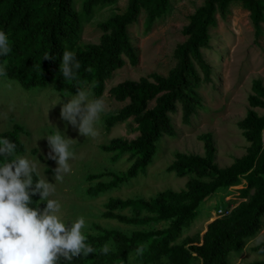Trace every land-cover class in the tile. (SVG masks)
I'll list each match as a JSON object with an SVG mask.
<instances>
[{
	"label": "trees",
	"instance_id": "16d2710c",
	"mask_svg": "<svg viewBox=\"0 0 264 264\" xmlns=\"http://www.w3.org/2000/svg\"><path fill=\"white\" fill-rule=\"evenodd\" d=\"M171 1L128 0L122 13H112L98 23L102 34L97 43H83L84 26L97 11L118 0H0V29L7 32L11 49L0 56V66L6 71L3 77L27 90L51 87L71 94L76 86H83L90 88L93 97H103L115 72L127 62L138 63L129 28L144 15V25L150 29L169 13ZM234 4L248 11L254 35L260 36L264 0H204L188 17L182 30L186 39L176 46V63L166 76L152 73L138 81L125 80L108 90L109 96L124 106L104 113V130L109 132L117 124L128 123L129 131L136 136L114 138L100 146L103 152L113 154L114 162L127 156L129 166L124 171L89 174L87 181L97 183L87 189L88 195L98 197L146 173L158 142L175 135L171 115L178 112V105L183 124H190L201 105L198 89L202 82L211 79L203 56V50L210 48V30L217 26L218 17L229 15ZM65 50L73 51L80 63L75 80H65L60 75L59 64ZM45 52L49 53L48 58H42ZM248 103L245 117L238 122L248 143L245 155L220 167L212 134L200 135L203 155L176 152L166 167L177 177H188L183 189H168L150 198L110 197L100 217L127 228L92 224V231L85 234L95 253L71 262L61 260V264H230V255L242 252L245 243L262 228L264 218V114L257 111L264 110L262 80H253ZM20 133L26 131L17 123L11 130L0 131V135L15 142L16 152L22 154L26 147ZM32 152L37 154L36 149ZM51 170L46 169L48 173ZM104 178L108 181H102ZM239 185L243 186L239 190L243 200L232 206V201L224 200L229 189ZM222 192L218 209L224 214L209 223L202 236H185L202 202ZM33 200H38V196ZM105 244L110 247L108 254L100 251ZM262 249L264 243L253 248L263 259L250 264H264Z\"/></svg>",
	"mask_w": 264,
	"mask_h": 264
},
{
	"label": "rangeland",
	"instance_id": "374dc122",
	"mask_svg": "<svg viewBox=\"0 0 264 264\" xmlns=\"http://www.w3.org/2000/svg\"><path fill=\"white\" fill-rule=\"evenodd\" d=\"M203 2L204 0H172L169 13L157 20L150 29L147 30L144 25V15L129 28L132 44L138 52V63L131 65L127 62L107 82L102 97L105 100V112L116 111L124 106V103L109 96L108 90L112 86L125 80L138 81L152 73L164 76L168 74L176 63L173 55L176 46L186 39L182 33L183 27L187 25L188 17ZM127 3L128 0H118L117 4L97 11L93 19L84 26L82 42L97 43L102 34L98 23L112 13H122ZM262 30L260 36L255 37L248 11L237 4L232 5L226 18L218 17L217 26L210 30V48L203 50V56L211 70V79L209 82H202L198 89L200 107L192 116L190 124L185 125L178 105V112L171 115L175 135L163 137L158 142L156 154L146 173L120 188L101 193L98 197L90 196L87 189L97 181H87V176L127 169V156L114 162L113 154L103 152L100 146L114 138H134L136 134L129 131L128 123L117 124L106 132L103 127L104 112L97 123V136L86 138L79 135L72 126H68L66 134L72 138L74 158L69 161L70 171L64 174L62 181L56 183L53 194L54 198L61 201L64 217L75 219L78 215H83L86 220L85 233L92 231L91 225L94 223L104 227L127 228L114 220L100 217L109 198H150L168 189H183L188 177H177L175 173L167 172L166 167L173 161L176 152L203 155L204 143L199 139L202 134H212L217 149L216 162L220 167H227L235 159L245 155L248 143L242 136L238 122L245 117L249 108L248 96L252 93L253 80L260 79L264 84V23ZM200 73L202 75L201 71ZM56 93L51 87L27 90L16 81L0 76V131L11 130L14 123L24 127L26 133H20V139L26 150L22 154L35 157L32 150H37V158L42 163L38 166L39 170L44 172L49 182L54 181L52 173H48L46 169H54L57 165L54 160L44 159L43 154L49 149L46 138L41 135L54 132L52 124L61 131L65 130L64 122L59 119L60 104L50 108ZM61 98L67 102L68 97L61 94ZM257 111L264 114L262 109ZM38 138L40 139L37 140ZM102 181L108 180L104 178ZM242 188V185L230 188L224 201H232V206L237 205L243 200L239 193ZM223 194L217 193L202 202L197 217L191 227L186 229L185 236L197 233L202 236L205 233L207 225L219 217L218 207ZM261 243H264V218L262 228L254 238L245 243L242 252L230 255V264H250L263 259L262 255L253 250Z\"/></svg>",
	"mask_w": 264,
	"mask_h": 264
},
{
	"label": "clouds",
	"instance_id": "9594fccd",
	"mask_svg": "<svg viewBox=\"0 0 264 264\" xmlns=\"http://www.w3.org/2000/svg\"><path fill=\"white\" fill-rule=\"evenodd\" d=\"M10 50L8 34L0 29V56ZM48 57L49 53L45 52L42 58ZM79 68L75 53L63 51L60 75L65 80H75ZM5 74V68L0 66V76ZM75 89L71 94L57 91L50 105L52 108L60 104L59 119L64 122L65 130L51 123L54 132L41 135L49 149L43 154L44 159L56 161L57 167L51 170L54 182H49L44 172H40L38 166L42 163L37 154L30 157L17 153L15 142L0 135V264H61V260L71 262L95 253L87 243L85 217L65 218L61 201L53 195L56 183L70 171L69 161L74 158L72 138L66 134L68 126L85 138L95 137L97 123L105 112L102 97H93L90 88L76 86ZM61 94L68 97L67 102ZM35 196L38 200H33ZM40 204L44 206L41 208ZM100 251L108 254L109 245L105 244Z\"/></svg>",
	"mask_w": 264,
	"mask_h": 264
},
{
	"label": "built area",
	"instance_id": "2783aa9c",
	"mask_svg": "<svg viewBox=\"0 0 264 264\" xmlns=\"http://www.w3.org/2000/svg\"><path fill=\"white\" fill-rule=\"evenodd\" d=\"M218 212H219V213H218V214H219V216H221V215H223V214H224L222 210H219Z\"/></svg>",
	"mask_w": 264,
	"mask_h": 264
}]
</instances>
